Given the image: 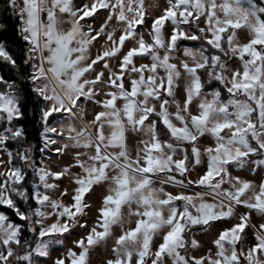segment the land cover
<instances>
[{"label": "snow or ice", "instance_id": "1", "mask_svg": "<svg viewBox=\"0 0 264 264\" xmlns=\"http://www.w3.org/2000/svg\"><path fill=\"white\" fill-rule=\"evenodd\" d=\"M0 264H264L260 0H4Z\"/></svg>", "mask_w": 264, "mask_h": 264}, {"label": "clouds", "instance_id": "2", "mask_svg": "<svg viewBox=\"0 0 264 264\" xmlns=\"http://www.w3.org/2000/svg\"><path fill=\"white\" fill-rule=\"evenodd\" d=\"M260 4L264 5V0H260ZM16 75H17V79L18 80H20L22 82H25V83L27 82V77L26 76H22L20 74L19 70H17ZM16 87H17V90L19 91V100L23 104L25 102L24 93H23V91L20 90V85L19 84H17ZM33 114H34V109L32 108L31 105H29V107H28V116L31 118V117H33ZM59 119L63 120L64 117H60ZM54 123H56V122L54 121ZM86 127H88L89 131L93 132V134H94V128L91 126V124L86 125ZM36 129L40 130V121H39V119L36 121ZM32 131H33L32 125H29L28 126V132H32ZM18 147H20V145H18ZM24 147L26 149H28L30 151V153H31V155H30L31 164L29 165L30 168H31L32 165L35 164L36 161H39L41 164H43L45 159H49L46 156L45 153L40 152L37 139L34 138V137L33 138H26V144L24 145ZM69 154H71V153H69ZM32 157H34L35 159L33 160ZM44 166L47 167L46 164ZM193 167H195V166H193ZM193 174L196 175L195 173H193ZM185 179H187V177H185ZM161 181H164V177L163 176L161 177ZM29 183L30 184L39 183V181L37 180L36 175H33L31 177ZM25 206L27 207V202L26 201H25ZM29 215H31V213H29Z\"/></svg>", "mask_w": 264, "mask_h": 264}, {"label": "trees", "instance_id": "3", "mask_svg": "<svg viewBox=\"0 0 264 264\" xmlns=\"http://www.w3.org/2000/svg\"><path fill=\"white\" fill-rule=\"evenodd\" d=\"M4 3V0H0V5H2Z\"/></svg>", "mask_w": 264, "mask_h": 264}]
</instances>
